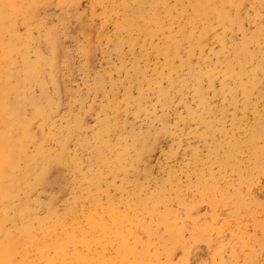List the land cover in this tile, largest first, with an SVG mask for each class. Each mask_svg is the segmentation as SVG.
<instances>
[{
  "label": "rangeland",
  "instance_id": "374dc122",
  "mask_svg": "<svg viewBox=\"0 0 264 264\" xmlns=\"http://www.w3.org/2000/svg\"><path fill=\"white\" fill-rule=\"evenodd\" d=\"M193 1L1 0L0 129L29 126L21 155L46 177L0 204L3 231L142 203L184 229L175 262L264 264V0Z\"/></svg>",
  "mask_w": 264,
  "mask_h": 264
},
{
  "label": "bare ground",
  "instance_id": "6f19581e",
  "mask_svg": "<svg viewBox=\"0 0 264 264\" xmlns=\"http://www.w3.org/2000/svg\"><path fill=\"white\" fill-rule=\"evenodd\" d=\"M1 4L0 0V10L4 7ZM215 7L219 8L214 5V0H197L194 11L208 15ZM193 15L190 17L193 18ZM227 15L228 13L223 9L221 17L225 18ZM53 41L55 40L53 39ZM243 50L244 47L236 49V55H240ZM35 71V67H32L29 73L32 75ZM34 110L35 115H42L44 106L34 107ZM28 130L29 126L22 128V132L17 129L16 137L12 138L3 132V128L0 129V204L7 203L9 205L16 200L21 203V194H26L27 190L39 186L46 178L43 170L35 171L34 164L37 162L35 159L23 158L21 155L22 152H25L24 145L29 137ZM37 153L45 154L46 151L39 145ZM21 159L24 162L22 167L20 166ZM16 171H20V173L15 174ZM140 206L142 209L140 211L137 210L138 208H134L136 209L133 213L135 215L119 213L114 207L106 211L102 210L107 217L100 214L99 210L91 211L86 215L84 225L76 223L74 227H66L64 220L66 215L58 214L57 209L51 206L48 218L52 220L51 217H53L54 226L47 225L46 218L37 220L38 229H34L35 227L29 225L30 223H20L18 227H14L15 230L6 232L0 226V233L5 238L4 242L0 243V264H190L188 256L180 262L173 260V252L176 249L183 245L188 246L182 226H179L175 219L170 221L168 215L160 216L156 222L151 217L144 219L141 213L146 209L149 211V209L145 204L141 203ZM26 210L22 204L16 210V215L21 218L20 220L26 216ZM2 216L0 217L2 218ZM36 218L37 215H35ZM30 219L29 221L32 220ZM160 224L164 226V233H159ZM140 230L150 233L147 236V241L141 242L140 237L137 236ZM105 237H107V245L110 246L103 243L102 238ZM160 240H166L170 246L159 245ZM235 242V244H239L240 249L244 247L240 240ZM226 251L232 252V246L225 247L223 252ZM161 256H167L168 260L164 263L161 262ZM230 256L228 253V257Z\"/></svg>",
  "mask_w": 264,
  "mask_h": 264
}]
</instances>
